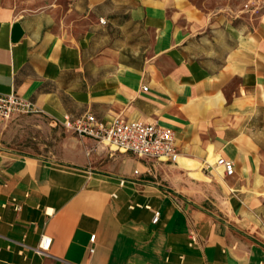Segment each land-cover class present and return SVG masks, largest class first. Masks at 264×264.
<instances>
[{"label":"crops","instance_id":"crops-1","mask_svg":"<svg viewBox=\"0 0 264 264\" xmlns=\"http://www.w3.org/2000/svg\"><path fill=\"white\" fill-rule=\"evenodd\" d=\"M252 1L0 0V91L41 109L10 120L67 132L51 155L0 142V264H264V11ZM86 112L173 129L179 162L55 120ZM45 235L42 255L31 247Z\"/></svg>","mask_w":264,"mask_h":264},{"label":"built area","instance_id":"built-area-1","mask_svg":"<svg viewBox=\"0 0 264 264\" xmlns=\"http://www.w3.org/2000/svg\"><path fill=\"white\" fill-rule=\"evenodd\" d=\"M104 22V19H102ZM41 112L37 104L17 92L0 91V123L10 120L15 115L32 114ZM67 130L73 131L84 137L95 138L100 143H105L115 149L126 150L146 159H158L178 163L181 157L176 143L173 129L157 123L144 122L138 119H127L121 116L108 121L98 118L92 112H86L80 116H71L66 113L61 119H55ZM217 165L224 166L228 175L235 171L233 161L220 156ZM21 208L20 205L17 206ZM160 218L158 211L154 214V222ZM96 235H92L90 241V253L95 252ZM192 244L197 242L195 234L191 236ZM52 238L43 236L37 247H31L39 254L47 255L51 249Z\"/></svg>","mask_w":264,"mask_h":264},{"label":"rangeland","instance_id":"rangeland-1","mask_svg":"<svg viewBox=\"0 0 264 264\" xmlns=\"http://www.w3.org/2000/svg\"><path fill=\"white\" fill-rule=\"evenodd\" d=\"M249 9L250 12H263L264 0H253ZM66 133L38 115H27L0 124V142L30 154L51 155Z\"/></svg>","mask_w":264,"mask_h":264}]
</instances>
